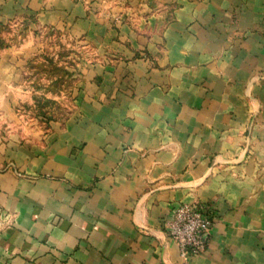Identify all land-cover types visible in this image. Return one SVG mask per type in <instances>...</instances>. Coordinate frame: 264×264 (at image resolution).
<instances>
[{
  "label": "crops",
  "instance_id": "0c3cea01",
  "mask_svg": "<svg viewBox=\"0 0 264 264\" xmlns=\"http://www.w3.org/2000/svg\"><path fill=\"white\" fill-rule=\"evenodd\" d=\"M3 27L0 264H183L181 204L215 215L186 264H264V0H0ZM49 36L82 58L43 130Z\"/></svg>",
  "mask_w": 264,
  "mask_h": 264
},
{
  "label": "rangeland",
  "instance_id": "374dc122",
  "mask_svg": "<svg viewBox=\"0 0 264 264\" xmlns=\"http://www.w3.org/2000/svg\"><path fill=\"white\" fill-rule=\"evenodd\" d=\"M8 30L6 27L0 28V39H6ZM50 40L44 44V53L35 61L29 64L30 73L34 76V90H36L35 107L33 109H24L19 107L18 116L21 121L32 119L35 120L39 129H47L51 122L55 119L62 118L68 115L71 109V93L75 86L76 78L65 71H69L74 68L77 63L72 58V54L76 53V58L80 59L81 51L73 49L68 45L60 46L57 50L56 40L49 36ZM5 46V43H0V49ZM59 55V61L56 57L53 61V56ZM80 53V55H79ZM66 69V70H64ZM29 75L25 76V79ZM31 76V77H32ZM24 79V77H23ZM24 79V80H25ZM39 118H43L45 121L39 124ZM30 123L28 122L27 125Z\"/></svg>",
  "mask_w": 264,
  "mask_h": 264
},
{
  "label": "built area",
  "instance_id": "2783aa9c",
  "mask_svg": "<svg viewBox=\"0 0 264 264\" xmlns=\"http://www.w3.org/2000/svg\"><path fill=\"white\" fill-rule=\"evenodd\" d=\"M214 223L215 215L210 206L181 204L173 211L165 231L176 245L183 264L204 251Z\"/></svg>",
  "mask_w": 264,
  "mask_h": 264
},
{
  "label": "trees",
  "instance_id": "16d2710c",
  "mask_svg": "<svg viewBox=\"0 0 264 264\" xmlns=\"http://www.w3.org/2000/svg\"><path fill=\"white\" fill-rule=\"evenodd\" d=\"M2 42H3V40L0 39V43H2Z\"/></svg>",
  "mask_w": 264,
  "mask_h": 264
}]
</instances>
